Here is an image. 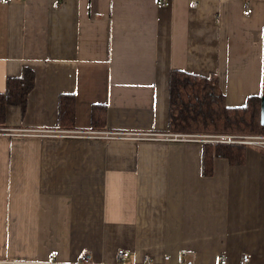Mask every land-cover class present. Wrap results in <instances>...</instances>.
I'll return each mask as SVG.
<instances>
[{"label": "crops", "instance_id": "0c3cea01", "mask_svg": "<svg viewBox=\"0 0 264 264\" xmlns=\"http://www.w3.org/2000/svg\"><path fill=\"white\" fill-rule=\"evenodd\" d=\"M198 1L0 0V93L35 72L25 112L9 106L0 127V259L115 264L124 248L133 262L264 264V149L206 176L212 141L150 136L171 134L173 70L215 77L231 107L264 95V0ZM63 94L73 129L94 130L103 104L98 129L114 135L57 134Z\"/></svg>", "mask_w": 264, "mask_h": 264}, {"label": "trees", "instance_id": "16d2710c", "mask_svg": "<svg viewBox=\"0 0 264 264\" xmlns=\"http://www.w3.org/2000/svg\"><path fill=\"white\" fill-rule=\"evenodd\" d=\"M35 85V72L25 67L20 76L8 79L5 92L0 93V127L7 123V108L19 106L25 112L28 97ZM263 95H253L243 106L231 107L213 76H202L173 70L170 80L169 131L171 133L209 134H264L261 122ZM74 94L60 97V124L63 129H73L75 124ZM107 107L94 104L92 121L94 130L106 123ZM248 145L232 142H205L203 174L213 173L217 157L227 158L231 164L246 161Z\"/></svg>", "mask_w": 264, "mask_h": 264}, {"label": "built area", "instance_id": "2783aa9c", "mask_svg": "<svg viewBox=\"0 0 264 264\" xmlns=\"http://www.w3.org/2000/svg\"><path fill=\"white\" fill-rule=\"evenodd\" d=\"M6 3L11 2L12 0H4ZM169 0H159L160 5H168ZM198 0H193L192 6L196 7L198 5ZM60 3L56 4V7H59ZM245 13H249V10H246ZM57 134L64 136H91V137H103L111 138L114 134L111 131H100V130H78V129H62L59 130ZM153 138L164 139H204L212 142H238L248 146L256 145L264 149V134H238V135H224V134H209V133H171L170 135H163L161 133H153L150 135ZM188 251H183L182 255L176 262L171 260L170 255H166L162 262H157L152 255L145 254L144 259L141 262L129 261L130 251L124 248H120L117 253L118 261L115 264H198L194 261L188 259ZM252 255L251 253H243L240 257L239 264H251ZM0 263L5 264H29V261L25 260H8L0 259ZM47 264H99L97 263L90 251H85L81 257L74 262L66 263L60 262L53 255L51 260ZM216 264H230L227 255H222L219 257L218 263Z\"/></svg>", "mask_w": 264, "mask_h": 264}, {"label": "water", "instance_id": "95a60500", "mask_svg": "<svg viewBox=\"0 0 264 264\" xmlns=\"http://www.w3.org/2000/svg\"><path fill=\"white\" fill-rule=\"evenodd\" d=\"M261 122L264 125V95L262 96L261 101Z\"/></svg>", "mask_w": 264, "mask_h": 264}, {"label": "rangeland", "instance_id": "374dc122", "mask_svg": "<svg viewBox=\"0 0 264 264\" xmlns=\"http://www.w3.org/2000/svg\"><path fill=\"white\" fill-rule=\"evenodd\" d=\"M224 135H233V134H224ZM234 135H238V134H234ZM245 135H247V134H245ZM232 143H234V142H232ZM236 143H238V142H236ZM239 144H241V143H239Z\"/></svg>", "mask_w": 264, "mask_h": 264}]
</instances>
